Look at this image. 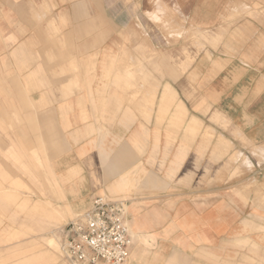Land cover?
<instances>
[{
    "label": "crops",
    "instance_id": "obj_1",
    "mask_svg": "<svg viewBox=\"0 0 264 264\" xmlns=\"http://www.w3.org/2000/svg\"><path fill=\"white\" fill-rule=\"evenodd\" d=\"M139 25L156 51L195 55L167 82L182 101L177 108L187 109L186 125L194 118L212 128L214 152L231 145L238 159L247 155L259 167L251 149L264 156V0H0V71L12 99L32 107L5 111L12 134L5 148L25 151L29 164L37 151L48 169V180L37 171L38 210L67 214L62 241L66 225L95 196H107L128 201L131 264H264V158L255 188L250 179L235 181L230 192L216 181L195 188L189 174L179 185L137 153L162 148L155 125H114L105 139L95 120H84L95 118L87 105L95 79L75 69L93 70L94 55L109 54L115 39L124 51L127 29L136 33ZM204 146L198 141L195 151ZM189 160L180 164L182 176ZM197 161L204 171L206 160ZM8 209L1 205L0 215L14 212ZM39 219L43 236L51 227Z\"/></svg>",
    "mask_w": 264,
    "mask_h": 264
},
{
    "label": "rangeland",
    "instance_id": "obj_2",
    "mask_svg": "<svg viewBox=\"0 0 264 264\" xmlns=\"http://www.w3.org/2000/svg\"><path fill=\"white\" fill-rule=\"evenodd\" d=\"M139 26L141 30L136 33L133 31L130 34L127 29L124 51H118V43L115 39L110 44L109 54L94 55L93 70L81 73L75 69L78 77L83 74L95 79L94 86H88L93 100L89 102L90 104L87 103L94 111L95 118L87 117L84 120H92V122L95 120L105 139L111 137L107 133L114 125L124 126L134 121L142 126L155 125L158 131V147L162 148L142 149L137 153L141 154L143 164L150 162L157 164L152 167L154 172L177 181L176 184L181 185L189 174L191 180L194 177L198 179L195 188L199 185L208 190L216 181L221 184L223 192H230L236 184L235 181L246 179L251 180V188L257 187L258 178L263 176L260 174V167L264 156L258 153L261 149H251V154L259 167L251 161L252 159L249 160L250 157L248 158L247 155L243 154L238 159L240 151L235 150L231 145L214 152L213 147L219 135L212 128L202 126L194 118L189 125H186L187 109L177 108L182 101L176 90L167 82L181 76L182 71L190 66L195 55L187 51L183 54L181 48L169 54L156 51L151 44L148 31L143 26ZM177 42H180V39H177ZM191 45L199 48L197 43L193 42ZM185 63L187 65L182 70ZM6 76L5 70H1L0 206H7L14 212L10 215H0L5 223V226L0 224V264H65L62 257L59 259L62 239L58 230L68 223L67 214L63 211L55 216L54 213L38 210L40 190L37 171L39 169L45 171L48 180V169L38 162L37 151L32 152L33 160L29 164V156L25 155V151L5 148L6 143L12 140V134H7L5 129L7 120L5 111L32 108L27 101L12 99L15 91L13 92L11 85L7 90ZM82 88L86 90V87ZM212 121L217 123L218 115ZM203 134L207 138L206 142L202 141ZM223 140L225 141L221 138L219 142H224ZM198 141L205 144L203 150L199 152L195 151ZM169 143H172L173 149L166 147ZM109 146H113V143H109ZM188 156L190 160L186 169H190L185 171V176H182L180 164ZM198 158L206 160L204 171H198ZM246 159L250 162L248 168L243 165ZM167 160H172L170 163L173 162L174 166L169 163L167 165ZM25 161H28V164L24 165ZM214 164L220 165L214 169ZM38 219H44L51 227L43 236L41 231L37 230ZM32 223H35V229H32ZM251 252L254 253L252 250ZM229 253L230 251L223 252L225 260L230 258Z\"/></svg>",
    "mask_w": 264,
    "mask_h": 264
},
{
    "label": "built area",
    "instance_id": "obj_3",
    "mask_svg": "<svg viewBox=\"0 0 264 264\" xmlns=\"http://www.w3.org/2000/svg\"><path fill=\"white\" fill-rule=\"evenodd\" d=\"M65 264H129L133 237L128 201L95 196L62 231Z\"/></svg>",
    "mask_w": 264,
    "mask_h": 264
},
{
    "label": "bare ground",
    "instance_id": "obj_4",
    "mask_svg": "<svg viewBox=\"0 0 264 264\" xmlns=\"http://www.w3.org/2000/svg\"><path fill=\"white\" fill-rule=\"evenodd\" d=\"M219 39H220V38H219ZM206 56H207V55H206ZM165 93H166V91H165ZM164 95H165V94H163V97H164ZM163 97H162V98H163Z\"/></svg>",
    "mask_w": 264,
    "mask_h": 264
}]
</instances>
